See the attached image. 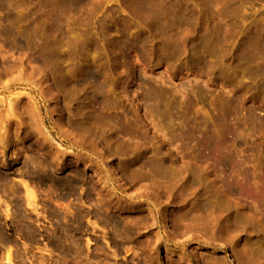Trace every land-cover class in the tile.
Masks as SVG:
<instances>
[{
  "label": "rangeland",
  "instance_id": "374dc122",
  "mask_svg": "<svg viewBox=\"0 0 264 264\" xmlns=\"http://www.w3.org/2000/svg\"><path fill=\"white\" fill-rule=\"evenodd\" d=\"M195 1L0 0V264H264V0Z\"/></svg>",
  "mask_w": 264,
  "mask_h": 264
},
{
  "label": "bare ground",
  "instance_id": "6f19581e",
  "mask_svg": "<svg viewBox=\"0 0 264 264\" xmlns=\"http://www.w3.org/2000/svg\"><path fill=\"white\" fill-rule=\"evenodd\" d=\"M171 1V0H170ZM193 1H195V0H193ZM197 1V0H196ZM196 1H195V3H196ZM199 1V0H198ZM201 1H203L202 3H204V4H202L201 3V5L203 6V8L204 9H202V10H205L206 12H207V14L209 13L211 16H212V18H210V16L208 17V21H210L211 22V24L212 25H210V24H207V23H205V24H207V25H209V26H207L206 28H205V26H204V29H203V36H204V39H205V41H204V39H203V41L201 40V41H198L197 43H192V44H195V47L193 46V49L195 48V52H194V56H195V59H196V61H197V57H198V53H199V50H200V52H201V49H208V50H212V48H214V47H217L216 46V43H218V45H222V49H223V52H228V49L226 50V48H224V46H225V44L227 43V41H229L228 39H230L229 38V36H230V34H232V32L234 31H232V29L234 28V26H233V24H231L230 23V18H231V16H232V14H234L238 9L237 8H239L238 7V2H239V0H224V5L223 6H218L220 3L219 2H217V3H219L218 5H217V8H215L216 7V5H215V7H213L212 8V6H213V3L215 4V0H201ZM241 2H242V0H241ZM240 2V3H241ZM178 3V2H177ZM216 3V4H217ZM197 4H198V2H197ZM168 5V4H167ZM174 5V4H173ZM176 5V4H175ZM174 5V6H175ZM188 5V4H187ZM199 5H200V3H199ZM171 6V5H170ZM184 6H186V5H184ZM201 6V7H202ZM239 6H241L242 7V3L239 5ZM164 7V6H163ZM167 7V6H166ZM176 7V6H175ZM161 8V7H160ZM169 8H171V7H169ZM168 8V9H169ZM177 8V7H176ZM179 8V7H178ZM180 8H182L181 6H180ZM185 8V9H184ZM188 8V7H187ZM186 7H183L182 8V11H183V9L184 10H186L187 9ZM215 8V10H213V11H211V9H214ZM172 9H173V13H174V8H173V6H172ZM156 10V9H155ZM167 10V9H166ZM180 9H177V11H179ZM168 11V10H167ZM167 11H166V14H167ZM170 11V10H169ZM175 11H176V9H175ZM181 11V10H180ZM187 11H189V9L187 10ZM194 11V10H193ZM237 12H239L240 13V11L238 10ZM236 12V13H237ZM157 13H158V10H157ZM170 13V15L168 16L169 18H171L172 17V15H171V12H169ZM168 13V14H169ZM183 12H181L180 14H182ZM187 13H189V12H187ZM187 13H185L184 15H185V17H186V19H188L189 18V16H187ZM213 13V14H212ZM235 13V14H236ZM165 14V13H164ZM167 14V15H168ZM178 14V13H177ZM180 14H178L177 15V17H181L180 19V21H183L182 19V15L180 16ZM193 14V13H192ZM208 14V15H209ZM234 14V15H235ZM159 15H160V12H159ZM166 15V16H167ZM174 15H176V13L174 14ZM190 15V18L189 19H191V14H189ZM205 15V14H204ZM203 15V16H204ZM207 15V16H208ZM239 15V14H238ZM240 15H241V13H240ZM158 17H160V19H163V12L161 13V15L160 16H158ZM158 17H156V18H158ZM174 17V16H173ZM171 18L172 20L173 19H177V18ZM188 17V18H187ZM205 17V16H204ZM239 17V16H238ZM155 18V17H154ZM168 18V19H169ZM178 18V19H179ZM240 18H241V16H240ZM240 18H238V20L240 21ZM166 19V18H165ZM165 19H163V21L165 20ZM185 19V22L187 21ZM156 20H159V19H156ZM207 19L205 18V22H207L206 21ZM161 21V20H160ZM167 21V20H166ZM169 21V20H168ZM171 21V20H170ZM174 21V20H173ZM172 21V23H174ZM179 21V20H178ZM189 21V20H188ZM241 21H242V19H241ZM154 22V21H153ZM165 22V21H164ZM209 22V23H210ZM151 23V22H150ZM163 23V22H162ZM165 23H167L166 25H168V26H170L169 25V23L168 22H165ZM177 23V22H176ZM180 23V22H179ZM187 23V22H186ZM155 24V23H154ZM164 24V23H163ZM162 24V25H163ZM158 25H160L159 23H158ZM162 25H160L159 27H160V29H159V31L161 30V29H163L164 27L162 26ZM165 25V24H164ZM173 25H175V23L173 24ZM172 25V26H173ZM177 25V24H176ZM161 26H162V28H161ZM168 26L166 27V29L168 30L169 28H168ZM239 26H242V25H240L239 24ZM238 26V28H236V29H238V31H239V27ZM174 27V26H173ZM176 27V26H175ZM170 29H171V27H170ZM169 29V30H170ZM175 29V28H174ZM164 30V29H163ZM172 30H173V28H172ZM166 31V30H165ZM161 32V31H160ZM169 32V31H168ZM245 32V31H244ZM241 33L242 34V37H240L241 38V40H239L240 41V43H239V48H237L238 50V52H237V55H236V62L235 63H237V64H233V62H230V64L232 65V69H234V70H231V71H233V72H235V73H237V74H245V73H247V68L249 67V65H250V63L252 62V60H253V58H258L259 56L261 57L263 54H264V25H259V23H256V24H254V26L253 27H251L249 30H247L246 31V33ZM162 33H166V32H162ZM170 33V32H169ZM169 33H167V34H169ZM234 33H236V32H234ZM238 33V32H237ZM163 35V34H162ZM168 36V35H167ZM169 37V36H168ZM231 37V36H230ZM232 38L233 37H231V39H230V41L232 40ZM238 41V42H239ZM193 42H196V40L195 41H193ZM238 42H237V44H238ZM229 43V42H228ZM228 45V44H227ZM226 45V46H227ZM176 46V45H175ZM214 46V47H213ZM238 46V45H237ZM220 48V49H221ZM233 48V47H232ZM224 49H225V51H224ZM235 48H233V50H234ZM213 52H214V50H213ZM231 52V51H230ZM178 53V52H177ZM208 53H211V52H208ZM225 54V53H224ZM194 59V60H195ZM194 62V61H193ZM195 63V62H194ZM194 63H192V64H194ZM197 65V64H196ZM231 67V66H230ZM228 68V67H227ZM226 70V69H225ZM224 70V71H225ZM259 71V68L256 70V72L258 73V75H260L261 73L260 72H258ZM225 72H227V71H225ZM233 72H231V73H233ZM225 74H227V73H225ZM234 74V73H233ZM138 76V75H137ZM140 79V78H139ZM141 83H142V81H141ZM149 83V82H148ZM231 85H233V84H231ZM148 86V85H147ZM153 86V85H152ZM145 87V86H144ZM233 87V86H232ZM153 88V87H152ZM151 88V89H152ZM133 90V89H132ZM142 90V89H141ZM145 90V89H144ZM135 92V91H134ZM145 93V92H144ZM141 95V94H140ZM143 95H145V94H143ZM150 97V96H149ZM151 98H152V96H151ZM146 99V98H145ZM151 100V99H150ZM153 101V100H152ZM140 102V101H139ZM150 102V101H149ZM156 105V104H155ZM152 106V105H151ZM158 106V105H157ZM154 110V109H153ZM156 111H157V109H156ZM167 112V111H166ZM159 116H160V114H159ZM167 118V117H166ZM130 151V150H129ZM146 161V160H145ZM148 162V161H147ZM167 162V161H166ZM150 163V162H149ZM141 164V163H140ZM161 164V163H160ZM163 164V163H162ZM161 164V165H162ZM144 165V164H143ZM153 165V164H152ZM157 165H159V164H157ZM167 165V164H166ZM150 166H151V164H150ZM164 166V165H163ZM148 168V167H147ZM154 168V167H153ZM158 168V167H157ZM156 168V169H157ZM161 168V167H160ZM163 168V167H162ZM166 168V167H165ZM175 168V167H174ZM131 169H132V167H131ZM130 169V170H131ZM155 169V168H154ZM127 170V169H126ZM158 170H159V168H158ZM157 170V171H158ZM162 170V169H161ZM140 171V170H139ZM167 171V170H166ZM171 171H172V169H171ZM163 172V171H162ZM147 173V172H146ZM140 174V173H139ZM162 174V173H161ZM174 174V173H173ZM186 178V177H185ZM193 178V177H192ZM168 180V179H167ZM190 185V184H189ZM214 186V185H213ZM215 188V187H214ZM256 197V196H255ZM259 197V199H260V202L262 201L261 200V198H260V196H258ZM258 197L256 198L257 200H259L258 199ZM263 198V197H262ZM207 203H208V200L206 201ZM264 203V202H263ZM203 205V204H202ZM201 208V207H200ZM199 208V209H200ZM197 209V208H196ZM262 209V208H261ZM203 210V209H202ZM260 210V209H259ZM264 210V209H263ZM263 210L261 211V212H263ZM199 211V210H198ZM258 211V210H257ZM204 212V211H203ZM261 212H260V214H261ZM258 213H259V211H258ZM201 214V213H200ZM263 214H264V212H263ZM187 215V214H186ZM189 215V214H188ZM239 216H240V214H238ZM237 215V216H238ZM242 215V214H241ZM243 215H245L244 213H243ZM243 215H242V217H243ZM193 216V215H192ZM235 217L233 220H234V224H236V223H238V221H242L243 219H241V216L240 217ZM248 216V215H247ZM176 217H179L178 215L176 216ZM183 217V216H182ZM185 217V216H184ZM204 217V216H203ZM246 217V215L243 217L244 219H247V218H245ZM191 218V217H190ZM194 218V217H193ZM112 219V218H111ZM116 219V218H115ZM199 219V218H198ZM201 219V218H200ZM176 220V219H175ZM184 220V219H183ZM190 220V219H189ZM203 220V219H202ZM197 221V220H196ZM247 221V220H246ZM112 222V221H111ZM188 222V221H187ZM209 222H210V220H209ZM226 222V221H225ZM229 222V221H228ZM227 222V224H229ZM230 222H232V221H230ZM239 222V223H240ZM200 223V222H199ZM233 223V222H232ZM232 223H230V224H232ZM245 223V222H244ZM187 224V223H186ZM197 224V223H196ZM210 224V223H209ZM229 224V225H230ZM207 225V224H206ZM237 226V225H236ZM203 227H205V226H203ZM228 227V226H227ZM238 227V226H237ZM229 228V227H228ZM231 228V227H230ZM234 228H235V226H234ZM254 251V250H253ZM240 252V251H239ZM241 253V255H242V252H240ZM243 253H244V250H243ZM248 253V252H247ZM239 254V253H238ZM258 254V253H257ZM244 255H246V256H244ZM244 258L243 257H241V259L239 260V258H238V260L242 263V264H245V261H248V260H246V259H248V258H246V257H248V255H250L249 256V258H253V257H251L252 256V254H246V253H244ZM254 256V258L256 257L255 255H253ZM261 256V255H260ZM254 258H253V260H254ZM258 259V258H257ZM256 258H255V262H257L258 260H257ZM250 260H252V259H250ZM249 260V261H250ZM253 260L251 261V262H253ZM257 260V261H256ZM260 262V261H259ZM259 262H257V263H259ZM248 262H246V264H247ZM250 263V262H249ZM248 263V264H249ZM254 263V262H253ZM264 263V262H263ZM251 264V263H250ZM255 264V263H254ZM260 264V263H259ZM262 264V263H261Z\"/></svg>",
  "mask_w": 264,
  "mask_h": 264
}]
</instances>
